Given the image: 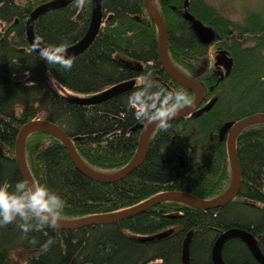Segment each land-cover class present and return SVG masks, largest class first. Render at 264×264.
Returning a JSON list of instances; mask_svg holds the SVG:
<instances>
[{"label":"trees","instance_id":"obj_1","mask_svg":"<svg viewBox=\"0 0 264 264\" xmlns=\"http://www.w3.org/2000/svg\"><path fill=\"white\" fill-rule=\"evenodd\" d=\"M55 1L0 0V187L7 184L9 192L24 180L14 158L23 125L40 119L61 127L85 165L112 175L134 160L143 130L139 125H147L129 105L138 78L151 74V91H183L195 99L161 67L159 33L143 0H99L100 32L74 57L71 70L46 63L28 42L27 20L38 7ZM204 1L152 0L166 26L173 68L202 88L203 106L214 100L198 118L177 119L166 131L155 129L144 164L133 174L114 184L96 183L77 169L54 135L36 132L26 140L24 157L35 183L65 202L61 221L113 214L169 192L212 201L230 188L227 134L221 130L264 113V14L250 13L244 24H236ZM95 2L85 0L80 7L74 1L40 15L33 24L36 42L39 37L42 47L67 44V50L81 44L91 29ZM194 22L214 32L210 43L204 44ZM220 51L233 61L229 74L211 65ZM51 79L87 96L133 80L135 86L102 104L83 106L57 93ZM236 147L241 188L225 207L202 211L169 201L120 223L72 231L45 227L27 236L17 221L0 227V264H214L215 241L232 229L250 233L264 255V124L245 128ZM50 238L55 243L42 252ZM249 250L240 238H231L222 259L225 264H261ZM16 251L37 254L18 261L12 256Z\"/></svg>","mask_w":264,"mask_h":264},{"label":"water","instance_id":"obj_2","mask_svg":"<svg viewBox=\"0 0 264 264\" xmlns=\"http://www.w3.org/2000/svg\"><path fill=\"white\" fill-rule=\"evenodd\" d=\"M76 0H59L55 1L46 5H43L41 7H38L33 13L30 15L29 19L27 20V36H28V42L30 43V46L33 51L39 54V49L33 48V45L36 43V38L34 36L33 31V24L35 20L42 14L50 11H54L60 8L67 7L71 3H73ZM143 5L145 7V10L151 19V21L156 26L158 33H159V56L160 61L168 75L175 83L180 85V87H184L191 91L195 99L192 102L191 106L182 107L178 110V114L169 120L170 122L176 121L177 119H184L188 117L198 118L199 116L203 115L205 111L210 107H206L202 110H199L200 106L203 104L205 100V94L202 90V88L194 81L184 77L181 75L178 71H176L169 58V42H168V35L166 26L164 25V20L159 15V12L155 8V6L152 3V0H143ZM101 2L99 0H96L94 5V14H93V21L91 29L87 35V37L84 39V41L77 45L76 47L67 50V56L68 57H76L86 51L92 43L95 41V38L98 36L100 32V27L103 24V14H102V7ZM195 27L197 30V34H199L201 40L205 43H210L214 39V32L205 26H203L201 23L194 22ZM40 47H42L40 45ZM221 67L226 70V74L231 73L233 68V61L230 60L226 63V61L220 63ZM224 79V74L221 77V80ZM135 86L134 80L131 82L121 83L119 85H116L107 91L100 93L98 95H94L90 98L86 99H72L71 101L80 104L83 106H94L98 104H102L104 102H107L108 100H111L115 97H118L131 89H133ZM71 99V98H70ZM256 124H264V113H257L254 115H250L249 117H246L237 123L234 124H228L221 130V135L227 134V151L230 159L231 169H232V183L230 188H228V191L222 195L218 199H214L212 201H203L201 199H198L194 196H191L186 193L181 192H169V193H163L160 195H157L143 203H140L137 206H134L132 208L116 212L113 214H107V215H98V216H89L83 219H80L78 221H71V222H65L60 220V226L57 228L58 230H79L83 229L84 227L88 226H94L99 225L101 223H116L125 221L131 218H134L142 213H145L160 204H163L165 202H171V201H181L186 202L192 206H195L199 209H202V211L212 210V209H219L222 207H225L235 201V198L238 197L239 191L241 188V170L239 165V159L237 154V138L241 132L252 125ZM140 129L142 131V134L140 136L139 145L137 149L136 156L134 160L126 166L121 171L114 173L112 175H100L93 170H91L87 165L84 164V162L81 160L79 155H77V151L75 149L73 141L70 139V137L65 133V131L55 125L51 124V122L44 121V120H33L26 125H23V128L21 129L17 143L15 148V160L19 169V172L22 176V178L29 182V186H31L33 183H35L34 179L32 178L29 169L27 168V163L25 160V154H24V147L25 142L28 139V137L32 136V134L36 132H47L52 135H54L56 138H58L61 143L66 148L68 155L70 156V159L74 163V165L77 167V169L83 173L86 177L90 178L91 180L95 181L96 183L100 184H114L118 183L124 179H126L128 176L133 174L136 170H138L143 164L146 159V153H147V146L148 141L151 134L154 132V130H157L156 123H149L147 122V125L144 126L143 124L139 125ZM36 184V183H35ZM35 189H33V192ZM231 238H240L241 241H243L247 247L250 249L251 253L253 254L254 258L261 264H264V255L259 250L258 244L256 242V239L248 232L240 229H232L228 230L226 233L221 235L217 241H215V245L213 248V262L214 264H225L222 259V249L227 242V240ZM187 253V252H186ZM185 253V254H186ZM185 259H187V256L185 255ZM187 261V260H186Z\"/></svg>","mask_w":264,"mask_h":264},{"label":"clouds","instance_id":"obj_3","mask_svg":"<svg viewBox=\"0 0 264 264\" xmlns=\"http://www.w3.org/2000/svg\"><path fill=\"white\" fill-rule=\"evenodd\" d=\"M84 2L85 0H76L80 7H83ZM41 43L38 37L33 48L39 49L42 60L48 64H59L66 71L71 70L74 57L67 56V44L40 47ZM148 76L138 78V90L130 94L129 105L136 109L137 120L156 123L157 127L166 131L170 127L169 120L178 114V109L191 106L192 100L183 91H151L154 85ZM15 189V192H9L7 184L0 187V227L20 221L18 227L25 236L31 231H42L45 227L59 228L60 213L65 202L58 194L39 184L29 186L26 180L17 182ZM31 243L35 244L37 241L33 239ZM54 243L53 239H48L41 245V251H48Z\"/></svg>","mask_w":264,"mask_h":264},{"label":"rangeland","instance_id":"obj_4","mask_svg":"<svg viewBox=\"0 0 264 264\" xmlns=\"http://www.w3.org/2000/svg\"><path fill=\"white\" fill-rule=\"evenodd\" d=\"M204 2H206L209 6L213 7V9H215L217 12L225 16L228 20L236 24H244L245 19L250 13L262 14V15L264 14V0H205ZM3 27L4 24L0 22V32L2 31ZM249 45L252 46L253 43H250ZM211 51L213 52L212 54L215 53L214 48H212ZM216 54L217 56L213 55L212 57L213 62L211 65L214 69H216V67L221 68L222 69L221 73L225 74L226 70L221 67L220 63L224 61H226L227 63L231 60V58L229 57L228 53H226L225 51H220ZM50 83L57 91V93H60L65 97L71 98V100L86 99L92 97L89 95L87 96V95L71 92L61 87V85H59L53 79H51ZM213 100H210L208 105L203 106L202 104L199 109L202 110L208 107ZM36 254L37 252L35 251H16L12 253V256L14 259L18 261H25L30 256H34ZM151 264H157V263H151Z\"/></svg>","mask_w":264,"mask_h":264},{"label":"flooded vegetation","instance_id":"obj_5","mask_svg":"<svg viewBox=\"0 0 264 264\" xmlns=\"http://www.w3.org/2000/svg\"><path fill=\"white\" fill-rule=\"evenodd\" d=\"M220 72V71H219Z\"/></svg>","mask_w":264,"mask_h":264}]
</instances>
